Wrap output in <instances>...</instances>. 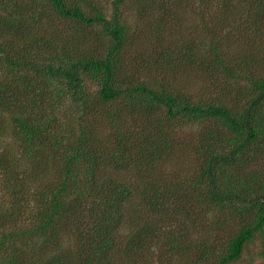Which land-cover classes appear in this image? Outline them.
I'll return each instance as SVG.
<instances>
[{
	"label": "trees",
	"instance_id": "trees-1",
	"mask_svg": "<svg viewBox=\"0 0 264 264\" xmlns=\"http://www.w3.org/2000/svg\"><path fill=\"white\" fill-rule=\"evenodd\" d=\"M130 1L151 26H177L186 6L197 12L210 41L182 42L171 67L194 70L211 99L192 100L167 80L148 86L119 73L128 40L121 7ZM49 10L83 28L103 26L114 42L106 57L53 53L49 62L37 61L31 50L47 54L48 44L26 25ZM231 26H246L242 34L254 40L263 36L264 0H115L111 19L89 0H0V139L10 138L0 150V181L8 186L0 201V264H114L117 251L137 257L160 241L172 207H203L206 216L217 209L240 221L220 249L203 238L209 264L236 263L257 237L264 240V50L235 48L242 34L225 38ZM84 79L100 84L96 95ZM67 99L80 110L77 130L68 118L56 126L53 117ZM87 115L93 121L85 122ZM189 123L203 127L183 142L176 127ZM102 124L112 140L99 137ZM182 150L196 159L190 179L162 178ZM131 201L154 217H127ZM81 211L89 222L78 217ZM27 215L31 222L23 227ZM123 223L132 229L125 243L117 235ZM67 230L73 243L65 248ZM166 233L175 250L189 239Z\"/></svg>",
	"mask_w": 264,
	"mask_h": 264
},
{
	"label": "rangeland",
	"instance_id": "rangeland-1",
	"mask_svg": "<svg viewBox=\"0 0 264 264\" xmlns=\"http://www.w3.org/2000/svg\"><path fill=\"white\" fill-rule=\"evenodd\" d=\"M89 1L102 6L106 17L111 19L115 0ZM187 7L186 9L184 7L182 8L181 14L183 15L178 17L179 23L177 22V26H151L147 20L143 19L148 24L140 21L134 1L126 2L121 7V13L123 23L127 27L128 40L119 54L122 63L119 73L125 79L128 76L132 78V75H134L139 79L138 81L140 83L148 86H158V83L167 80L172 84L171 89L175 88L185 91L192 100H209L211 99L210 95L212 92L205 89L203 79L194 70L183 68L173 70V67H171L178 52L183 48L181 45L182 42L186 43L187 41H191L200 43L203 46V40L206 43L210 41L205 27L199 26L197 12ZM88 9L90 12H93L92 9ZM150 19L154 20V18ZM26 26L32 29L35 35L45 39L48 44L47 54L43 51L44 48L41 47L31 50L36 56L37 61L47 57V62H49L53 53L62 56L71 55L72 58L86 56L88 58L104 59L109 48L114 43L111 36L105 34L103 26L94 25L83 28L82 26L84 25L82 24L69 23L56 17L50 10L47 12V17L42 18L37 23L29 21ZM243 30L249 32L246 26H231L225 29L223 33L226 38V34L228 33L232 32L235 36H238L242 34L241 31ZM228 38L235 39V37ZM263 38L264 34L256 40L242 34V37L236 38L234 47L240 49L247 45L248 49L255 55L256 45L262 47L264 50ZM21 45L25 48L27 44L21 43ZM263 50L260 51L259 57L262 55ZM157 86L156 88H158ZM85 87L89 95L94 96L99 91L100 84L93 79H89L85 82ZM50 89L53 91L57 90V88ZM107 107L110 108V106ZM74 108L75 103L71 99H67L60 109H56L53 116L57 120L56 126H60L61 122H65V118H68L69 120L67 122L71 124V128L75 130L79 129V125H82L77 119L80 110ZM47 111L53 114L50 112L51 108H47ZM64 115L69 117H64ZM130 119V117H127L124 120L126 125L131 124L132 120ZM83 120L85 122L93 121L91 115L85 116ZM100 120H102L101 117L98 121ZM202 127L198 123H189L180 124L176 129H178L177 133L183 142H187L191 141V138H196ZM97 131L99 137L104 142L112 140V134L108 125L102 124L97 127ZM6 141H10V138L0 139V150ZM195 161V157L191 156L187 150L179 151L166 165L162 172V178L167 180L174 178L176 182L188 181L192 176L191 174L196 170L197 165ZM7 188L8 186L0 181V201L8 198V193L5 192ZM131 203L132 206H129L128 210H125L127 217L134 218V220L140 216L144 220L154 217L151 216L146 208L141 209L142 207L138 202L131 201ZM216 212L217 209L213 213L209 212L206 216L203 215V207L190 209L184 206L179 211L172 207L169 210V214L172 217L168 219L169 221L166 220L167 231L176 230V232H184L189 237L187 242L181 244L180 250L171 248L172 240L168 237L167 231H164L157 244L144 248L137 257H127L122 254L123 252H115L114 264H209L212 262L211 259H203V238L207 237L210 241H217V247L220 249L222 248V244L224 245L223 242L233 237L241 226L239 220H233L230 217L225 219L222 213ZM78 217L81 220L85 219L89 222L90 214L81 211ZM29 218L30 216L27 215L26 218L24 217L21 220L23 227L31 222ZM192 218L195 221L192 222ZM18 227L20 226L18 225ZM6 229L8 230V227ZM131 230L127 224L123 223L117 233L118 238L121 239L120 241L125 243L126 237ZM72 234L68 230L62 234L65 248L72 246L73 238L70 236ZM163 237L166 238L164 239ZM263 251L264 240L257 237L246 247L242 258L232 264H264V258L260 256ZM215 254H218V251H215Z\"/></svg>",
	"mask_w": 264,
	"mask_h": 264
}]
</instances>
